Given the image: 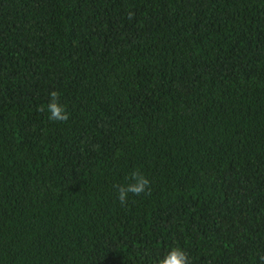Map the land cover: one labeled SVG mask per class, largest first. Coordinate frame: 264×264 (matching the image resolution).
<instances>
[{"label":"trees","instance_id":"obj_1","mask_svg":"<svg viewBox=\"0 0 264 264\" xmlns=\"http://www.w3.org/2000/svg\"><path fill=\"white\" fill-rule=\"evenodd\" d=\"M176 246L264 264V0H0V264Z\"/></svg>","mask_w":264,"mask_h":264},{"label":"clouds","instance_id":"obj_2","mask_svg":"<svg viewBox=\"0 0 264 264\" xmlns=\"http://www.w3.org/2000/svg\"><path fill=\"white\" fill-rule=\"evenodd\" d=\"M51 103L46 105V110L49 113V119L52 121H66L68 115L64 105L59 103V94L52 92L50 94ZM132 183L120 186L119 201L125 203L129 197V193L139 195L145 192L149 185V181L138 171L131 174ZM157 264H191L188 253L181 247L176 246L170 248L163 256L157 257Z\"/></svg>","mask_w":264,"mask_h":264}]
</instances>
